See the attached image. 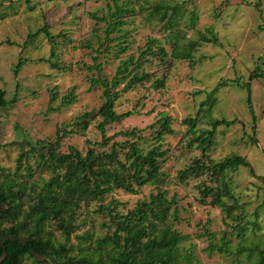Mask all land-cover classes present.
<instances>
[{"label":"rangeland","instance_id":"rangeland-1","mask_svg":"<svg viewBox=\"0 0 264 264\" xmlns=\"http://www.w3.org/2000/svg\"><path fill=\"white\" fill-rule=\"evenodd\" d=\"M0 1L3 3L0 5V89L5 92L6 100L11 101L0 108V167L11 175L15 171L24 175L31 170L34 176L30 181L36 180L41 185V178H48L49 173L38 174L40 155L30 147L36 146L37 140H55L58 128H70L77 115L100 106L101 89H89L88 78L95 71L86 66L103 62V72L111 77L118 63L117 39L105 41L107 22L101 19H107L114 0ZM119 3H126L134 13L128 15L124 26L129 32L126 36L129 48L118 57L137 54L148 38L157 39L168 54L173 44L177 42L181 46L190 39L197 40L200 32L207 31L217 38V44L200 43L191 61L171 60L168 71L153 61L152 70L157 76L167 75L164 87L154 89L145 83L122 93L115 102V110L133 113L109 124L106 135L137 127L147 136L152 131L149 125L156 121L159 112L170 116L174 133L162 139L168 153L162 170L166 181L163 187L178 199L179 219L175 227L188 234L186 242L195 244L197 262L193 264H231L232 257L227 254H208L204 250L208 241L199 235L200 224L208 220L217 242L223 230L233 232V227L226 226L219 208L199 201V187L208 182V175L178 179L179 171L201 155L197 143L187 146L191 135L186 134L188 127L182 119L198 118L196 134L209 128V122L215 119L236 120L230 127H217L210 156L214 161L232 154L244 156L254 173L264 176V76L249 79L264 60V0H119ZM155 4L178 7L177 26L173 30L164 28L151 13ZM45 24L55 40L52 45L45 33L33 35ZM116 35L112 33L110 37ZM51 46L54 57L50 56ZM19 59L23 64L15 75L14 66ZM219 80L226 81L212 93ZM71 90L75 101L60 106L61 98ZM48 106L60 109L48 111ZM96 124L97 120L92 121L84 134L65 136L60 150L66 151L69 145H74L84 152L85 140L101 139ZM226 180L238 206L234 214H242L244 234L256 240L264 233V182L252 176L245 166L229 170ZM154 190L153 185L146 184L137 194L117 191L113 196L122 203L120 209L125 212ZM103 220L102 215L91 212L79 233L90 228L95 237L103 235L108 231L101 226ZM231 238L237 242L235 236Z\"/></svg>","mask_w":264,"mask_h":264},{"label":"trees","instance_id":"trees-1","mask_svg":"<svg viewBox=\"0 0 264 264\" xmlns=\"http://www.w3.org/2000/svg\"><path fill=\"white\" fill-rule=\"evenodd\" d=\"M177 8L155 4L151 13L164 28L173 30L177 26ZM133 13V8L126 3L114 0L108 8L107 19L101 17L107 22L105 41L117 39L115 51L118 63L111 77L103 72V62L95 61L86 66L88 70L95 71L88 78L89 89H101L100 106L77 115L70 128H58L55 140H37L36 146L30 147L37 149L40 155L38 174L47 171L48 178H41L39 185L36 180L30 181L34 176L31 170L24 175L16 171L11 175L0 167V258L6 253L0 264H193L196 261L195 244L186 242L188 234L175 227L179 219L177 196L174 193L170 195L163 187L166 181L162 165L168 153L162 139L174 133L170 116L164 111L159 112L156 121L149 125L152 131L147 136L137 127L120 130L110 136L106 135V129L109 124L133 113H118L115 110V102L122 93L145 83L154 89L164 87L167 75L157 76L152 70L153 61L168 71L171 60L191 61L200 43L217 44V38L207 31L200 32L197 40L190 39L181 46L177 42L173 44L170 54L157 39L148 38L137 49V54L118 57L129 48L126 38L129 32L124 26L128 23V15ZM41 32L45 33L51 45L55 43L46 24L33 35ZM112 33L117 35L110 37ZM53 49L51 46V57L55 56ZM22 64L21 59L15 64V75ZM261 64L262 67H257L249 75L250 81L264 76V60ZM52 66L57 65L52 63ZM223 81L219 80L214 85L212 93L226 80ZM74 101L75 95L71 90L61 98L60 106ZM10 102L0 89V108ZM59 109L47 108L48 111ZM94 120H97L96 127L101 134L99 141L85 140L84 152L74 145H69L66 151L60 150L65 136L84 134ZM182 123L188 127L186 134L191 135L187 146L193 147L197 143L201 155L193 164L179 171L178 179L184 181L191 176L207 174L208 182L199 187V201L219 208L226 226L233 227L231 233L223 230L217 242L215 233L208 227L210 221L200 224L199 235L208 241L204 250L208 254L218 252L231 256V264H264V233L256 240L248 239L244 234L246 226L241 223L242 214H234V208L238 206L226 173L245 166L256 179L264 182V176L256 175L244 156L232 154L218 161L210 156L217 127H230L236 120L215 119L209 122V128L202 129L198 134L195 132L196 116H186ZM21 159L22 156L19 157ZM146 184L153 185L154 192L138 200L125 212L121 210L122 203L113 194L117 191L137 194ZM91 212L104 217L101 226L108 231L101 236L95 237L90 228L79 233ZM228 219L232 222L229 223ZM232 236L237 242L232 241Z\"/></svg>","mask_w":264,"mask_h":264},{"label":"water","instance_id":"water-1","mask_svg":"<svg viewBox=\"0 0 264 264\" xmlns=\"http://www.w3.org/2000/svg\"><path fill=\"white\" fill-rule=\"evenodd\" d=\"M6 253L4 252L3 256L0 258V263L5 259Z\"/></svg>","mask_w":264,"mask_h":264}]
</instances>
